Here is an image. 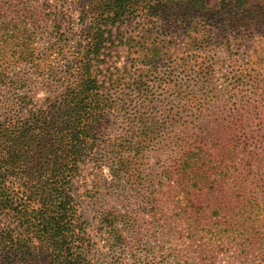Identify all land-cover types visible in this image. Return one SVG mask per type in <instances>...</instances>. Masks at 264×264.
I'll use <instances>...</instances> for the list:
<instances>
[{"label": "trees", "instance_id": "obj_1", "mask_svg": "<svg viewBox=\"0 0 264 264\" xmlns=\"http://www.w3.org/2000/svg\"><path fill=\"white\" fill-rule=\"evenodd\" d=\"M7 5L0 9V244L20 248L19 264H182L122 254L139 241L142 217L165 230L168 216L156 205L165 187L205 189L206 201L190 198L188 206L219 216L192 223L197 249L188 258L206 264L204 254L218 249L205 237L220 240L229 229L219 249L255 257L253 246L264 245V77L253 76L264 69V0H86L78 16L85 26L68 28L67 43L70 19L47 3L55 41L40 49L31 27L42 19L31 0ZM216 29L231 36L233 72L225 75L205 50ZM164 46L177 47V61H158ZM56 47L63 64L46 60ZM244 107L259 109L243 121L236 117ZM117 116L122 131L109 135ZM89 163L110 178L89 179ZM78 197L100 200L103 245L79 215Z\"/></svg>", "mask_w": 264, "mask_h": 264}, {"label": "rangeland", "instance_id": "obj_2", "mask_svg": "<svg viewBox=\"0 0 264 264\" xmlns=\"http://www.w3.org/2000/svg\"><path fill=\"white\" fill-rule=\"evenodd\" d=\"M48 3L57 5V7L64 11L66 16L69 17L70 23L67 24V22L64 24L63 30L65 31L64 37L67 38L66 43L68 42V38L71 34H68L67 29H72L75 31H80L81 28L85 26L81 21L79 20L78 16L80 13L81 7L86 4V0H31V4L33 6L29 7L31 8L36 14V19L40 18L42 19V22L37 23L36 27H31L34 30V33L38 35L35 38V41H33V45L35 47L42 48L43 46L48 45V43L55 41L54 38H52V33L55 35L54 30L52 28L53 23L51 21H48L49 13L47 9L43 12L45 5ZM14 8V7H11ZM0 9L2 11H8V5L7 0H0ZM57 9V8H56ZM13 13L14 10H12ZM61 16H64L61 14ZM78 37V36H77ZM51 38V39H49ZM231 36L227 34L224 30L216 29L214 31L213 35V43L211 46H208L205 50L209 55L212 56V62L215 66V69L217 73L225 75V73L233 72L231 71L233 68V62L232 59L229 58L228 54L225 51L226 48V41L227 39H230ZM72 39V38H71ZM48 41V43H47ZM59 47V46H58ZM167 46H164L162 50V55L158 58L163 60L164 62L168 63L170 61H177V47L170 48L168 46V49H166ZM243 47V46H242ZM248 47V45H247ZM55 52L49 53L46 57L47 62L49 63H56L58 61L59 64H63L64 58L62 55L58 54L60 51L57 50V47L54 48ZM58 51V52H57ZM65 56H71V51L66 47L64 49ZM159 63V62H158ZM45 66V64L43 65ZM42 66V67H43ZM236 66V64H235ZM64 69V66H59L56 69V73L58 76H61L62 70ZM61 72V73H59ZM261 73V75H260ZM49 74V73H48ZM253 76L255 78L264 77V69L258 68L256 73H253ZM247 79V78H246ZM249 80V79H248ZM250 81V80H249ZM256 81V80H255ZM37 98L40 100L44 96L43 91H37ZM253 103V102H252ZM242 106V105H238ZM251 106V105H250ZM259 106V104H258ZM249 108H241L239 115L236 118H240L241 120L245 119L249 121L251 119L252 113L257 111L259 108H251V113H247L246 111ZM262 118H264V104L261 105L260 108V114ZM240 116V117H239ZM113 117V116H112ZM235 118V119H236ZM243 118V119H242ZM244 121V120H243ZM123 127L121 117L117 116L115 117L109 127L107 128V132H109V135L111 134H118L121 132ZM111 133V134H110ZM92 163H89L86 168L84 169V174L91 180H95L98 177L110 178L107 172L106 168L99 169L95 174V169H92ZM147 166V165H146ZM145 166V167H146ZM157 168V166L155 167ZM150 170L146 171L149 172ZM259 191V190H258ZM156 195L158 196V201L156 202V205L158 204V209L165 210V213H162L163 217L168 216V220L165 222V230L163 233H159L157 227L147 226L146 222H149L148 219L144 217L141 218V229L140 233L137 235L139 238V241H137V244L134 247L132 246H126L124 249V252L122 253L125 256H129V260H132L130 258V255L132 253L137 254V257L140 258V262L151 261L154 259V261H159L160 259H165L170 261H181L182 264H196L195 260H192L188 258L186 255H195V250L197 249V245L192 244V236L190 233V227L192 223L196 221V218H198L203 223L208 221L215 222L218 221L219 216H214L213 214L210 215L206 211V209H200L199 211L190 208L188 205L189 201H191L190 198H198L202 201H206L207 199V191L203 189V191H197L194 187H177L172 188L170 190L168 187H165L163 190H159L156 192ZM95 198H88V197H78L77 198V209L78 213L81 216L82 219L89 220L90 228L92 229L91 232L95 236V238L102 237L100 240V244H104V233L103 230H99L100 223L98 221V218L96 217L98 215L99 211V205L100 200L95 201ZM261 198V197H260ZM263 198H261L262 200ZM204 203V202H201ZM168 206L171 207V210L168 209ZM263 207V204L261 205ZM182 207V208H181ZM205 211V213H204ZM225 224V223H224ZM202 225V224H201ZM226 225V224H225ZM224 225V226H225ZM195 230V228H191ZM263 232V231H261ZM231 230L229 229L227 232V235L223 237L222 239L218 240L216 239H208L209 236L205 237V241L207 240L211 245L215 246L218 251L209 252L204 254L206 257L207 254L209 255V259L206 264H251L255 261V264H264L261 260L259 262V259L262 258V256L258 253L264 252V245H254L251 250L255 251L253 255L254 256H242L240 254H243L242 251H240V254L238 253V250L230 245H225L221 250L219 249L218 245H221V242H226L230 240ZM261 238L264 240V232L261 233ZM128 241V240H127ZM33 242V241H32ZM40 244L37 242L31 243L30 248L33 250L34 253L39 251ZM133 250V251H132ZM263 250V251H262ZM262 251V252H261ZM20 248L18 249L17 245L10 246L9 241H7L5 244H0V264H7L9 261H13V264H19L21 261L20 257ZM213 255V256H211ZM239 255V256H238ZM231 256H233L231 258ZM251 258V260H248ZM18 261V262H17ZM202 263V261H200ZM160 264V263H159ZM161 264H167V262H162ZM168 264H175V263H168Z\"/></svg>", "mask_w": 264, "mask_h": 264}]
</instances>
